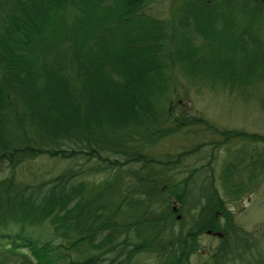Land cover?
<instances>
[{
	"label": "trees",
	"instance_id": "obj_1",
	"mask_svg": "<svg viewBox=\"0 0 264 264\" xmlns=\"http://www.w3.org/2000/svg\"><path fill=\"white\" fill-rule=\"evenodd\" d=\"M162 2L0 0V264H191L207 230L205 264H264L227 206L264 180V135L174 105L182 78L264 112V2ZM188 132L211 138L152 153Z\"/></svg>",
	"mask_w": 264,
	"mask_h": 264
},
{
	"label": "rangeland",
	"instance_id": "obj_2",
	"mask_svg": "<svg viewBox=\"0 0 264 264\" xmlns=\"http://www.w3.org/2000/svg\"><path fill=\"white\" fill-rule=\"evenodd\" d=\"M172 1L164 0L161 4L153 5L150 8V13L157 17L168 16ZM178 81L180 93L184 97L178 104L173 103L176 110L183 108L186 114L203 116L204 119L220 128L243 129L264 135V112L259 109L256 103L252 101L238 102L237 100L240 99L236 100L233 94L227 95V93L219 90L209 92L204 89L193 88L186 84L182 78ZM210 138L211 135L208 134H201L200 136L191 132L174 135L162 140L154 147L152 153L156 156H163V159L171 158L177 153L192 149L195 144ZM197 160L199 158L196 155L190 160V165ZM44 162L43 166H36L35 170H31L26 165L27 167H23L21 171L27 179H30L34 172L44 173L51 170L54 162L48 160ZM216 162L218 165V161ZM227 206L232 211L235 222L245 231L256 235L264 234V180L252 194L244 196L238 201L227 203ZM218 245L219 240L215 236L202 234L199 238V250L196 255L191 257L190 263L205 264L211 257V248H216ZM138 261V264H154V258L147 255H142ZM212 261L214 260L212 259Z\"/></svg>",
	"mask_w": 264,
	"mask_h": 264
},
{
	"label": "water",
	"instance_id": "obj_3",
	"mask_svg": "<svg viewBox=\"0 0 264 264\" xmlns=\"http://www.w3.org/2000/svg\"><path fill=\"white\" fill-rule=\"evenodd\" d=\"M260 1L264 2V0H260ZM178 218H179V217H178ZM206 233H207V234H211V231H207ZM214 235H216V236H218V237H222V233H220V232H215Z\"/></svg>",
	"mask_w": 264,
	"mask_h": 264
}]
</instances>
